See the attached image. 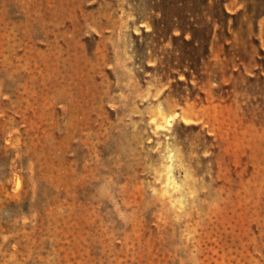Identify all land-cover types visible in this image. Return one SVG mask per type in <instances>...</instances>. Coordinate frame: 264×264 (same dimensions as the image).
Listing matches in <instances>:
<instances>
[{
  "label": "rangeland",
  "instance_id": "rangeland-1",
  "mask_svg": "<svg viewBox=\"0 0 264 264\" xmlns=\"http://www.w3.org/2000/svg\"><path fill=\"white\" fill-rule=\"evenodd\" d=\"M0 264H264V0H0Z\"/></svg>",
  "mask_w": 264,
  "mask_h": 264
}]
</instances>
